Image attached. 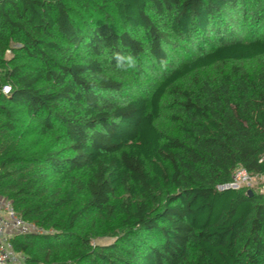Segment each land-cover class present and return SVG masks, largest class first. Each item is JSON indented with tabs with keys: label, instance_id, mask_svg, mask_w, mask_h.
<instances>
[{
	"label": "trees",
	"instance_id": "obj_1",
	"mask_svg": "<svg viewBox=\"0 0 264 264\" xmlns=\"http://www.w3.org/2000/svg\"><path fill=\"white\" fill-rule=\"evenodd\" d=\"M263 156L264 0H0L28 264H264Z\"/></svg>",
	"mask_w": 264,
	"mask_h": 264
},
{
	"label": "built area",
	"instance_id": "obj_2",
	"mask_svg": "<svg viewBox=\"0 0 264 264\" xmlns=\"http://www.w3.org/2000/svg\"><path fill=\"white\" fill-rule=\"evenodd\" d=\"M10 92V87L4 88V93ZM260 162H264V156ZM253 177L239 167L234 172L231 184L219 187V190L240 189L244 184L251 182ZM50 233V232H48ZM47 234V231L35 224L26 222L17 213L13 202L0 195V264H28L27 256L15 250L13 239L19 235Z\"/></svg>",
	"mask_w": 264,
	"mask_h": 264
},
{
	"label": "rangeland",
	"instance_id": "obj_3",
	"mask_svg": "<svg viewBox=\"0 0 264 264\" xmlns=\"http://www.w3.org/2000/svg\"><path fill=\"white\" fill-rule=\"evenodd\" d=\"M242 188L243 189L245 188V190L251 191V192L263 193L264 192V176H261V177L254 176L250 183L244 184L240 189H242ZM112 242H113V240L105 239V240H98V241L93 242V243L105 245V244H109Z\"/></svg>",
	"mask_w": 264,
	"mask_h": 264
},
{
	"label": "water",
	"instance_id": "obj_4",
	"mask_svg": "<svg viewBox=\"0 0 264 264\" xmlns=\"http://www.w3.org/2000/svg\"><path fill=\"white\" fill-rule=\"evenodd\" d=\"M261 194H263V195H264V192H263V193H261Z\"/></svg>",
	"mask_w": 264,
	"mask_h": 264
}]
</instances>
